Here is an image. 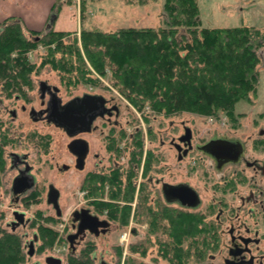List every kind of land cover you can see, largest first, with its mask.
<instances>
[{
	"label": "trees",
	"instance_id": "1",
	"mask_svg": "<svg viewBox=\"0 0 264 264\" xmlns=\"http://www.w3.org/2000/svg\"><path fill=\"white\" fill-rule=\"evenodd\" d=\"M163 6L167 17L161 27H127L113 31L82 29L81 44L89 63L101 74L110 71L113 85L137 108L148 104L152 111L165 116L181 112L223 113L234 120L237 103L249 100L250 94L256 91L257 51L264 42L262 31L245 25L203 27L196 0H165ZM67 33L46 28L44 33L30 39L24 34L21 20L9 16L1 21L0 93L10 98L22 94L24 88L32 89L31 72L35 64L30 62L27 53L38 42L47 48L40 64H49L61 71V84L65 89L75 88L80 82L94 81L77 39L62 41ZM2 146L0 187L6 167ZM151 161L153 158L149 153L145 175L152 169ZM147 185L143 182L140 204L133 212L137 220L145 221L146 238L131 243L123 264H144L135 259L132 252L146 254L151 244L150 236L155 238L159 255L169 264H204L209 251L216 250L219 244L215 221L209 218L211 212L153 206ZM133 195L134 185L127 181L122 199L129 202ZM112 197L120 198L118 192ZM108 210L110 218L118 221L121 227L132 215L127 204L121 208L111 204ZM35 215L40 217L41 211H35ZM50 217L55 222L61 219ZM34 225L32 223L31 227ZM36 229L41 241L40 251L50 249L56 232L43 224ZM93 250V244L87 243L80 252L67 253L63 264H96ZM117 255L115 264H121L120 249ZM25 261L22 236L0 222V264Z\"/></svg>",
	"mask_w": 264,
	"mask_h": 264
},
{
	"label": "flooded vegetation",
	"instance_id": "2",
	"mask_svg": "<svg viewBox=\"0 0 264 264\" xmlns=\"http://www.w3.org/2000/svg\"><path fill=\"white\" fill-rule=\"evenodd\" d=\"M53 95L59 100L58 113L62 112L68 102L74 101L69 114L72 119L70 125H67L68 129L57 123L55 117L50 116L57 114L51 107ZM16 96L24 103L25 98H28L25 92ZM32 100L34 98H28V101ZM37 100V104L29 106L27 112L29 119L63 132L67 138L66 150L72 157V169L78 172L85 171L80 180L81 191L78 193V198H75L76 204L71 213V232L54 241L55 245L66 244V254L80 252L87 243H92L96 248L97 238L112 233L116 227L121 228L118 221L110 218L109 205L121 208L127 204L131 207L132 215L139 206L143 184L142 165H145L147 155L149 153L152 155L151 164L154 171L162 168L166 171L169 169V164L163 161V153L155 152L149 146L144 147L142 157L141 130L136 128L127 130L126 126L119 122V118H122L124 113L122 106L118 101L104 94L89 91L63 100L59 96V89L55 90L54 86L45 83L42 86L39 84ZM23 107L25 109V106ZM74 119L76 121L72 123ZM14 129L13 120L4 122L0 117V140L2 139L6 144H3L5 174L6 172L11 174L10 203L15 205L12 209L13 222L7 226L12 225L14 228L25 226L27 223L31 227L37 218L44 219L45 209L38 206L29 218L26 216L27 210L40 201L54 210V217L62 218L59 188L55 183L48 182L41 185L37 180L41 174V165H36V161L40 162L41 157H46L49 153L53 137L50 133L35 129L25 133L23 129L24 133H21L20 140L5 132ZM94 134L98 140L93 141ZM196 136L192 129L187 127L179 135L178 142L174 143L178 160H185L188 169L197 172L195 182L190 183L188 180L189 171L181 182L172 180L164 182L162 177L151 176L149 181L145 182L148 183L150 203L153 206L163 205L186 212H211L208 214H210L209 218L215 221L219 244L215 253L208 255L210 260L208 264H264V159H249L247 147L239 138L217 132L207 134L205 137L203 134ZM16 142L21 149L6 148L7 145L11 146ZM94 143L97 144L96 148L101 146L102 152L95 150ZM31 152L35 154L31 155ZM127 181L134 185V195L129 202L122 199ZM150 181L153 183H149ZM208 186L212 193L207 201L202 203V188L206 189ZM51 187L58 192L57 203L61 212L59 216L56 214L54 204L48 201ZM116 191L120 196L119 199L112 197L116 195ZM33 194L35 196L31 197ZM37 210L41 211V218L35 215ZM14 212L22 213V223L18 222ZM87 216L95 217L102 224L93 226L89 223V228L80 229L81 220L86 221ZM39 224L42 223L38 222L36 226ZM64 226L67 227V224L65 223ZM35 233L28 244V251H25L26 259L35 255V241L38 243L37 248L40 246L37 230ZM26 245L24 240V248ZM30 249L32 254L29 253ZM92 255L96 264H109L102 260L96 262L95 250ZM48 257L61 259L54 254H48L44 256L45 264H50L47 261ZM32 264L40 263L37 260ZM60 264H63V258Z\"/></svg>",
	"mask_w": 264,
	"mask_h": 264
},
{
	"label": "rangeland",
	"instance_id": "3",
	"mask_svg": "<svg viewBox=\"0 0 264 264\" xmlns=\"http://www.w3.org/2000/svg\"><path fill=\"white\" fill-rule=\"evenodd\" d=\"M21 1V2H20ZM25 0H0V17L2 13L7 11H18V5L24 6ZM165 0H57L52 6V12L57 15L54 19L50 16L47 20L45 28L40 30H31L25 28L21 18L24 34L30 39L35 38L38 34L44 33L47 28L63 30L68 32L63 35L62 41L69 42L74 38L77 39V44L83 56V60L87 67L91 70V75L94 81L88 83L80 82L75 88L65 89L62 85L61 71L52 68L49 64L41 65L42 56L46 54V46L42 43H37L35 47L29 49L27 56L31 63L35 64V68L31 72L33 81L32 89L24 88L25 96L34 98L28 101L25 98V103L22 99L13 97L7 98L0 93V117L4 122L14 121V130H5L9 136L21 138V133L25 129V133L30 130H38L41 132L50 133L53 137V142L50 145L49 153L46 157H41L40 162L36 161V165H41V174L38 176V182L47 184L48 182L55 183L60 190L59 204L62 212L60 221L55 220L50 216H55L54 210L46 207L44 202L35 203L27 210V218L33 214L35 208L40 207L45 209V218H37L35 227L32 229L26 223L25 226L8 225L13 222L12 209L14 204L10 203L9 180L11 174L4 169L2 176V184L0 187V222L9 230L12 229L20 234L27 243L25 251H28V244L36 234V223H44L46 227L56 232V239H59L65 234H70L71 213L76 204L75 198H78L80 190V180L85 171L78 172L72 169V157L66 150L67 138L63 134L51 126H46L42 122H32L28 117L29 106L37 104V95L40 82H45L48 85L55 86L59 89V96L63 100L75 94L83 92H97L108 96L109 98L118 101L124 111L123 117L119 118L127 130L134 128L141 130L140 138L142 142L143 155L144 147L149 146L155 152H161L164 155V160L169 165L166 171L158 169L149 170L145 175V165H142V182L149 181L151 176L163 179L164 182L172 180L181 182L184 180L186 173L190 174L188 180L190 183L195 182L196 171L188 169L185 160L179 161L174 143L178 142V137L184 132V129L189 127L192 129L196 137L203 134L217 132L222 135H227L241 139L247 147V156L249 159L261 158L264 159V42L258 49L259 63L257 65V85L256 91L250 94L249 100H241L237 103L235 112L236 118L231 120L223 113L201 115L191 112H181L174 115L165 116L162 113L152 111L148 104L141 108H137L131 103L118 89L113 85L110 71L105 74L97 72L89 63L85 51L81 44L82 29H100L103 31H113L119 28L127 27H161L165 25L167 17L164 9ZM199 7V16L201 26L209 28L218 27H236V26H252L260 29L264 35V0H196ZM7 18V17H6ZM4 18V19H6ZM2 19V18H0ZM4 19L0 20L4 21ZM54 20V21H53ZM37 31V32H33ZM40 36V35H39ZM25 106V109L24 107ZM17 126V127H16ZM93 141L98 140L94 134ZM3 140H0V145H6ZM98 144V142H97ZM94 143V147L97 145ZM18 148L21 146L16 142L14 145H7L6 148ZM5 150L4 146H2ZM96 148V147H95ZM101 146L97 147L99 153ZM35 152H31L34 155ZM5 155V154H4ZM33 157V156H32ZM36 160V159H35ZM6 162V161H5ZM164 164V163H162ZM67 165V167H65ZM163 166V165H162ZM70 167V168H69ZM156 174V175H155ZM153 183V182H149ZM156 186L158 184H155ZM159 188V187H158ZM207 189V190H206ZM203 189L202 203L206 202L212 193L211 188ZM38 196L42 197V195ZM78 202V201H77ZM214 215L212 214V217ZM41 218V217H40ZM52 218V219H51ZM65 223L67 227L64 226ZM63 224V225H61ZM146 223L139 221L135 215H131L126 225L121 228H115L112 233L100 236L95 240L96 262L102 260L109 264H115L117 260L118 249L122 253L123 258L129 253L131 243L142 241L146 238ZM121 240H123L121 242ZM55 242L51 247L40 251L37 248V241L34 243L35 255L26 259L22 264H32L37 261L40 264L44 263V256L54 254L56 257L64 258L67 252V245L62 243L61 246H56ZM122 243L121 245L119 244ZM150 243L146 254L133 253L135 259L142 261L144 264H169L166 259L159 255L158 247L155 238L150 236ZM119 246V248H118ZM216 250H210L208 254L215 253ZM51 252V253H50ZM28 257V256H27ZM209 258L204 262L208 264ZM188 264H194L189 262Z\"/></svg>",
	"mask_w": 264,
	"mask_h": 264
},
{
	"label": "crops",
	"instance_id": "4",
	"mask_svg": "<svg viewBox=\"0 0 264 264\" xmlns=\"http://www.w3.org/2000/svg\"><path fill=\"white\" fill-rule=\"evenodd\" d=\"M56 1L57 0H25L23 2L24 6H21L20 4L18 5V8H21V10L11 12L7 11L2 13L4 16L0 18L4 19L9 16H17L21 18L25 28L40 30L45 28L47 20L50 16L53 19L55 17L57 18V15H55V13L51 10Z\"/></svg>",
	"mask_w": 264,
	"mask_h": 264
},
{
	"label": "water",
	"instance_id": "5",
	"mask_svg": "<svg viewBox=\"0 0 264 264\" xmlns=\"http://www.w3.org/2000/svg\"><path fill=\"white\" fill-rule=\"evenodd\" d=\"M43 84H45V82H40V86H42ZM55 90H58L57 87L54 86ZM89 96H85V98ZM58 99L53 95L52 99H51V107H52V111L56 112L57 114L55 115H50L56 118V122L60 123L61 125H63V127H67V125H70L71 123V119L72 117L69 116V114H71V110H72V105L74 104V101H70L68 102L61 113H58L57 107H58ZM85 101V99H83V102ZM57 110V111H56ZM75 119L74 121L72 120V123H75ZM226 146L230 147L227 143H224ZM264 169V167H263ZM179 189V188H178ZM188 190V189H186ZM191 192V191H190ZM192 193V192H191ZM57 197H58V192L55 188L51 187L49 190V194H48V201L49 203H53L54 204V208L56 210V214L59 216L60 215V208L59 205L57 203ZM14 215L16 216L18 222L22 223L23 222V217H22V213H18V212H14ZM89 223H92L93 226L96 225H100L102 224L101 222L97 221L95 217H91V216H87L86 221L81 220L80 224H79V228L80 229H85V228H89ZM31 248V247H30ZM30 254H32V250L30 249L29 251ZM47 261L51 264H60L61 263V259L58 258H53V257H48Z\"/></svg>",
	"mask_w": 264,
	"mask_h": 264
}]
</instances>
